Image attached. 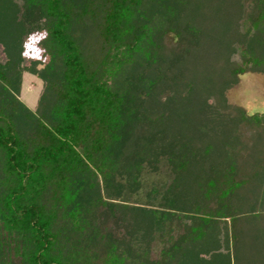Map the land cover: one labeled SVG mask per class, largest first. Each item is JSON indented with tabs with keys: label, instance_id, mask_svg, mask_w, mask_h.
<instances>
[{
	"label": "trees",
	"instance_id": "trees-1",
	"mask_svg": "<svg viewBox=\"0 0 264 264\" xmlns=\"http://www.w3.org/2000/svg\"><path fill=\"white\" fill-rule=\"evenodd\" d=\"M25 37L39 55L0 63V264H264V111L227 96L264 76V0H0V49Z\"/></svg>",
	"mask_w": 264,
	"mask_h": 264
},
{
	"label": "rangeland",
	"instance_id": "rangeland-1",
	"mask_svg": "<svg viewBox=\"0 0 264 264\" xmlns=\"http://www.w3.org/2000/svg\"><path fill=\"white\" fill-rule=\"evenodd\" d=\"M17 1L21 3V0ZM36 47L37 39L34 37H25L21 42L15 40L10 45L5 41L1 44L0 63H5L6 53L11 57L21 53L25 62H28L37 55ZM43 87L41 79L31 73L24 72L18 98L29 110L35 112ZM227 96L231 104L243 106L251 113L264 111V76L261 74L241 76L240 83L232 88ZM154 252H151V256L156 255Z\"/></svg>",
	"mask_w": 264,
	"mask_h": 264
},
{
	"label": "clouds",
	"instance_id": "clouds-1",
	"mask_svg": "<svg viewBox=\"0 0 264 264\" xmlns=\"http://www.w3.org/2000/svg\"><path fill=\"white\" fill-rule=\"evenodd\" d=\"M39 55V53H37V56Z\"/></svg>",
	"mask_w": 264,
	"mask_h": 264
}]
</instances>
